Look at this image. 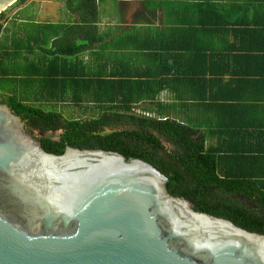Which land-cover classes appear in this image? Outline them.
I'll return each mask as SVG.
<instances>
[{
    "label": "trees",
    "instance_id": "1",
    "mask_svg": "<svg viewBox=\"0 0 264 264\" xmlns=\"http://www.w3.org/2000/svg\"><path fill=\"white\" fill-rule=\"evenodd\" d=\"M97 1L0 20V103L47 152L145 159L194 210L264 234V0L143 1L141 24L110 36Z\"/></svg>",
    "mask_w": 264,
    "mask_h": 264
},
{
    "label": "water",
    "instance_id": "2",
    "mask_svg": "<svg viewBox=\"0 0 264 264\" xmlns=\"http://www.w3.org/2000/svg\"><path fill=\"white\" fill-rule=\"evenodd\" d=\"M166 177L112 150L47 152L0 103V264H264V234L194 210Z\"/></svg>",
    "mask_w": 264,
    "mask_h": 264
},
{
    "label": "rangeland",
    "instance_id": "3",
    "mask_svg": "<svg viewBox=\"0 0 264 264\" xmlns=\"http://www.w3.org/2000/svg\"><path fill=\"white\" fill-rule=\"evenodd\" d=\"M137 1V0H136ZM148 2L146 5H152L150 1L152 0H145L144 2ZM135 7L136 3L133 2ZM4 10V15L0 18H7L12 16L13 14H17V17H23V19L27 20H35V21H63L67 18V13L64 11L62 6V0H23L18 3H14L10 6H6ZM125 8H128L126 5ZM97 9H98V18L102 16V22L110 21L114 22L118 20L117 14L119 13L118 7L115 0H99L97 1ZM15 12V13H14ZM125 13V12H124ZM108 15L110 18L105 17ZM155 15V14H154ZM158 16L155 15L153 18L156 22ZM150 19V17L148 18ZM122 21L125 23L124 17H122ZM9 19L6 21L8 24ZM103 24V23H102ZM110 23H108L109 25ZM105 25H102L104 27ZM165 96V92H161L159 94L160 98ZM64 115V116H79V109L71 103L61 104L56 106V109ZM139 107H135L134 111H138ZM82 116L85 114H81ZM80 115V116H81ZM58 131L51 133V136H56Z\"/></svg>",
    "mask_w": 264,
    "mask_h": 264
},
{
    "label": "crops",
    "instance_id": "4",
    "mask_svg": "<svg viewBox=\"0 0 264 264\" xmlns=\"http://www.w3.org/2000/svg\"><path fill=\"white\" fill-rule=\"evenodd\" d=\"M116 1V4H117V7H118V20L117 21H108V22H102L101 18L102 16H100L98 18V9H97V27H98V30L100 32V34H102L103 36H105L106 34H108L109 36L110 35H113L125 28H128L130 27L131 25L133 24H141L140 20L143 18L144 14H145V10L144 8H142V3L143 1L145 0H115ZM132 1L136 3L135 7L132 3ZM151 4L155 3L156 0H152L150 1ZM126 5H128V8H125ZM96 7H97V3H96ZM125 12V13H124ZM154 14L156 16H158V18L156 19V22L153 20V23L154 24H158L159 23V10L158 9H155L154 10ZM154 15V17H155ZM122 17H124L125 19V23L124 21H122ZM106 18H110L108 17V15L105 17ZM103 23V24H102ZM108 23H110L108 25ZM102 25H105L104 27H102ZM106 38V37H105ZM86 53L85 54H82L83 57H85Z\"/></svg>",
    "mask_w": 264,
    "mask_h": 264
}]
</instances>
